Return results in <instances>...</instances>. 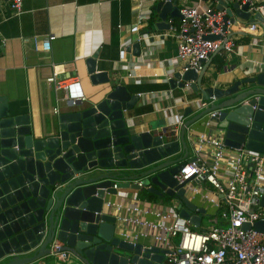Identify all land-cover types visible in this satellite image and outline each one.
Here are the masks:
<instances>
[{"label": "water", "instance_id": "95a60500", "mask_svg": "<svg viewBox=\"0 0 264 264\" xmlns=\"http://www.w3.org/2000/svg\"><path fill=\"white\" fill-rule=\"evenodd\" d=\"M179 1L158 0L156 29L170 30L172 21L182 18ZM217 10L224 13L226 27L255 22L261 25L264 38V15L253 13L249 3L221 0ZM142 47L146 44L136 41L129 49L139 57ZM221 49L223 46L217 52ZM88 72L94 84H110L109 90L99 100L67 103L71 109L56 112L44 135L34 134L29 114H12L6 99H1L0 264H46L47 260L59 264H168L169 250L121 236V222L106 208V196L121 188L139 189L142 176L147 186L152 185L151 192L173 197L179 215L200 225L206 209L189 198L191 180L179 183L175 175L188 161L187 127L214 109L220 110V131L229 147L264 151V71L228 89L204 88L205 69L175 71L169 80L173 88L190 87L202 100L231 96L219 106L205 108L182 127L179 136L166 128L135 129L126 112L134 108L139 95L112 83L107 72L98 73L95 56L88 60ZM182 147L185 155L172 158ZM146 167L150 168L144 175L136 173ZM263 226L258 222L255 228ZM55 241L61 244V251L68 252L66 260L57 256L58 251L52 252Z\"/></svg>", "mask_w": 264, "mask_h": 264}, {"label": "crops", "instance_id": "0c3cea01", "mask_svg": "<svg viewBox=\"0 0 264 264\" xmlns=\"http://www.w3.org/2000/svg\"><path fill=\"white\" fill-rule=\"evenodd\" d=\"M236 0H233L234 2ZM158 0H24L20 14H14L10 0H0V105L5 98L13 114H29L36 136L46 134L48 125L56 112L71 109L67 103L77 97L86 100H99L108 91L110 84H94L88 72V60L95 56L97 72H107L112 83L122 84L139 99L132 110L126 112L129 123L138 131L164 128L181 133L182 127L201 113L198 100L201 95L192 88H173L170 78L175 71H181V61L177 59L178 43L173 31L158 30L154 27L157 13L154 10ZM199 0H180L179 5H196ZM221 0L213 2L217 10ZM261 5L264 0H252ZM255 13V11H253ZM170 20V18L168 19ZM180 18L172 21L179 25ZM255 23V22H254ZM250 22H235L229 25L231 37L235 41L233 52L224 48L216 52L205 65L203 87L213 86L228 89L237 81L252 77L264 71L263 29L257 24L252 31ZM53 36V39H49ZM136 41L146 44L139 57L129 49ZM62 87L48 78L54 73ZM231 96L217 98L219 106ZM189 108L192 111L187 112ZM209 113L191 123L185 132L187 158H194L201 134L207 137L220 136V121L206 124ZM222 136V135H221ZM236 148L229 147L220 171L226 180L236 157ZM248 149V148H246ZM212 150L210 145L207 152ZM253 150V149H249ZM257 151V150H254ZM185 155V149L172 158ZM150 167L139 169L144 175ZM139 189L121 188L106 200L124 206L135 204L143 207L159 208L170 214H179L173 197L151 192L152 185ZM189 198L198 206L205 208L200 225L191 224L192 229L203 231L210 227L203 224V218L219 215V211L205 198H220L215 187L206 181H191L188 186ZM197 188L196 193L193 189ZM154 194L155 197H152ZM133 216L126 208L117 212ZM174 216L171 217L173 220ZM222 221L221 219H219ZM121 222L120 233L130 236L140 228L128 222ZM131 237V238H132ZM131 240V239H127ZM138 241L149 246L166 249L153 237L140 236ZM177 243L179 238H174ZM30 254L22 255L29 257ZM37 264V263H30ZM40 264H44L41 262ZM46 264H59L47 260Z\"/></svg>", "mask_w": 264, "mask_h": 264}, {"label": "built area", "instance_id": "2783aa9c", "mask_svg": "<svg viewBox=\"0 0 264 264\" xmlns=\"http://www.w3.org/2000/svg\"><path fill=\"white\" fill-rule=\"evenodd\" d=\"M23 1L10 0L14 14L21 13ZM214 1L216 0H199L193 6L184 5L180 9L182 18L179 25H172V35L178 43L177 59L181 61V72H201L221 46L226 51H234L236 44L231 37V30L224 23V13L213 7ZM236 1L241 4L249 3L250 10L260 11L264 15V2L255 5L252 0ZM256 28V23L251 24L252 31ZM208 36L219 38L210 39ZM49 39H53V36ZM57 77L55 72L48 81L62 87V82ZM79 99L85 97H77L73 101ZM216 99L213 95L209 100L200 98L197 102L201 108H208L215 104ZM219 115V109L210 111L206 124L218 120ZM221 135L211 138L201 134L195 157L186 161L185 166L175 175L179 183L197 180L209 182L215 187L220 198L205 196L220 215H212L210 227L196 231L192 229L189 219L159 208L143 207L136 198L135 204L128 207L106 200V208H115L117 212L126 208L134 212L133 216L116 214L120 221L140 228L133 237L122 232L124 239L137 242L140 236L153 237L169 250L168 264H264V226L260 230L255 228L258 222L264 223V151L245 147L235 149L236 157L229 177L223 180L220 170L229 146ZM208 145L212 148L209 152L205 151ZM138 183L140 187H144V182ZM114 188H117L116 184ZM193 190L198 192L197 188ZM247 225L248 228L245 227ZM174 238H179V241L176 243ZM51 249L52 252L58 251L57 256L62 260L69 256L67 251L60 250L61 244L57 241L52 244Z\"/></svg>", "mask_w": 264, "mask_h": 264}, {"label": "rangeland", "instance_id": "374dc122", "mask_svg": "<svg viewBox=\"0 0 264 264\" xmlns=\"http://www.w3.org/2000/svg\"><path fill=\"white\" fill-rule=\"evenodd\" d=\"M203 224L209 226L211 224V222H209V218H207V217L205 218L204 217L203 218Z\"/></svg>", "mask_w": 264, "mask_h": 264}, {"label": "trees", "instance_id": "16d2710c", "mask_svg": "<svg viewBox=\"0 0 264 264\" xmlns=\"http://www.w3.org/2000/svg\"><path fill=\"white\" fill-rule=\"evenodd\" d=\"M150 195H151L152 197H155V195H154V194H151V193H150Z\"/></svg>", "mask_w": 264, "mask_h": 264}]
</instances>
